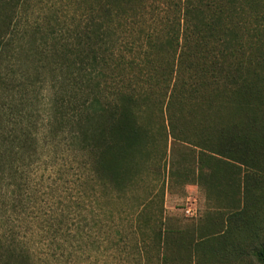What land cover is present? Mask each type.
Listing matches in <instances>:
<instances>
[{"label":"trees","instance_id":"1","mask_svg":"<svg viewBox=\"0 0 264 264\" xmlns=\"http://www.w3.org/2000/svg\"><path fill=\"white\" fill-rule=\"evenodd\" d=\"M222 172L226 227L184 248L171 181ZM0 264H264V0H0Z\"/></svg>","mask_w":264,"mask_h":264},{"label":"rangeland","instance_id":"2","mask_svg":"<svg viewBox=\"0 0 264 264\" xmlns=\"http://www.w3.org/2000/svg\"><path fill=\"white\" fill-rule=\"evenodd\" d=\"M44 93L46 96L43 97V109L40 114L42 126H46L48 119L46 114L48 94L45 91ZM168 147V153H170V147H173L171 161L176 165L180 161L183 164V168H187L189 162H193L194 156H189V148L182 143H175L170 138ZM150 149L151 153L149 156L140 155L138 166L144 175L139 176L137 189L134 187L135 190L133 189V193L128 194V197L143 195L145 182L151 184L153 195L160 188L159 168L163 165L164 159H161L159 150H162V147H151ZM147 157L150 159L148 160ZM204 171H208V169L204 168ZM49 174V172L45 171V177L49 176ZM52 179L53 177H50L49 181ZM216 182L217 187L214 188L212 193H209L197 184L181 186L175 180L171 181L168 192L164 196V209L165 214L170 217L172 227L181 231L177 236L180 238L179 242L184 243V248L194 245L198 240L212 233L222 232L226 227L227 215L232 208L227 207L226 204L234 198L235 188L228 182L225 172H222V175H216ZM45 186L48 187V184H45ZM41 190L43 191L41 194H44L47 188ZM216 197H225V205L217 203L215 201ZM189 208H192L195 213L192 215L188 214L187 210ZM170 241H174V239ZM183 252L188 254L186 249Z\"/></svg>","mask_w":264,"mask_h":264},{"label":"built area","instance_id":"3","mask_svg":"<svg viewBox=\"0 0 264 264\" xmlns=\"http://www.w3.org/2000/svg\"><path fill=\"white\" fill-rule=\"evenodd\" d=\"M187 212H188V214H194L195 213V211L192 209V208H189L188 210H187Z\"/></svg>","mask_w":264,"mask_h":264}]
</instances>
